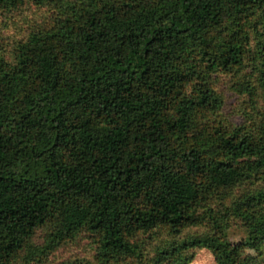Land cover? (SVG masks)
<instances>
[{"label":"trees","instance_id":"1","mask_svg":"<svg viewBox=\"0 0 264 264\" xmlns=\"http://www.w3.org/2000/svg\"><path fill=\"white\" fill-rule=\"evenodd\" d=\"M25 1L55 14L12 58L0 54V264H15L48 224L49 245L66 225L84 229L108 264L138 258L139 234L207 223L145 264H190L185 252L203 247L216 264H249L244 250L264 244V118L204 119L222 105L209 83L217 71L252 61L257 85L246 89L264 97V0L0 6ZM238 188L218 214L216 196ZM230 216L246 227L240 241L224 234Z\"/></svg>","mask_w":264,"mask_h":264},{"label":"rangeland","instance_id":"2","mask_svg":"<svg viewBox=\"0 0 264 264\" xmlns=\"http://www.w3.org/2000/svg\"><path fill=\"white\" fill-rule=\"evenodd\" d=\"M54 14V7L51 5H37L30 1L17 6H0V54L12 58L17 44L24 40L31 30L51 24ZM256 43V33L252 32L250 40L252 48ZM209 83L222 99V105L219 110L207 113L204 121L234 126L257 124L264 118V97L261 92L246 89L248 83L253 88L257 85L252 61H248V65L242 68L213 73ZM241 190L239 188L224 190L218 197L216 196L217 213L224 214L222 210L225 212L230 206L231 199ZM224 222L228 225L224 234L230 241L237 242L246 236V227L238 218L224 217ZM210 228L207 223L189 226L177 236L163 228L151 234H139L135 238L140 244L141 255L138 258H121L108 264H145L154 257L158 248L167 247L173 240H183L191 235L207 233ZM64 230L66 237L62 243L51 246L49 241L51 233L54 232L53 226L48 224L39 228L16 258L15 264H62L68 261H91L93 264H102L96 258L97 244L90 232L84 229L73 232L69 225H66ZM185 253L192 256L190 264H216L213 253L208 248H193ZM243 254L249 264H264V244L260 249L246 248Z\"/></svg>","mask_w":264,"mask_h":264}]
</instances>
